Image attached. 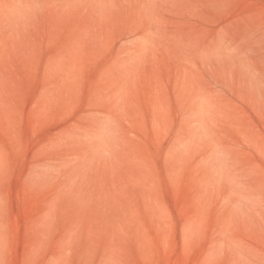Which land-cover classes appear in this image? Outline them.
<instances>
[{"label":"rangeland","instance_id":"374dc122","mask_svg":"<svg viewBox=\"0 0 264 264\" xmlns=\"http://www.w3.org/2000/svg\"><path fill=\"white\" fill-rule=\"evenodd\" d=\"M0 264H264V0H0Z\"/></svg>","mask_w":264,"mask_h":264}]
</instances>
